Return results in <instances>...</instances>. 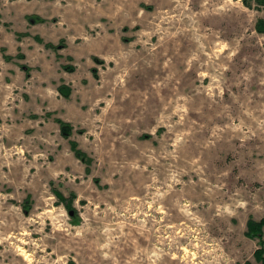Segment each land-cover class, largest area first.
<instances>
[{"label": "rangeland", "instance_id": "rangeland-1", "mask_svg": "<svg viewBox=\"0 0 264 264\" xmlns=\"http://www.w3.org/2000/svg\"><path fill=\"white\" fill-rule=\"evenodd\" d=\"M248 2L0 0V264H258L264 6Z\"/></svg>", "mask_w": 264, "mask_h": 264}, {"label": "trees", "instance_id": "trees-1", "mask_svg": "<svg viewBox=\"0 0 264 264\" xmlns=\"http://www.w3.org/2000/svg\"><path fill=\"white\" fill-rule=\"evenodd\" d=\"M243 3L245 6H249L251 7V3L248 2V0H243ZM254 3H256L257 5L255 6V8L257 9V6H264V0H254ZM25 18L28 20V22L30 24H36V23H40L43 22L45 19L40 17L37 14H26ZM256 29H258L259 31H263L264 32V20L261 18H258L256 21ZM17 38L21 39L23 37H27L30 35V33L28 31H19L16 32ZM32 36V38L37 42L43 45V47L45 48H51L53 49L55 52H57L58 49L64 48V40L60 38V41L57 44H53L50 41H44V39L39 35V34H33L30 35ZM56 55L59 57L60 54L56 53ZM16 56L22 57L23 55L21 53H18ZM4 58L6 60H10L12 59L9 55H5ZM71 57L69 56V59ZM63 69L67 72H72L74 71L75 67L74 65L71 64H65L62 66ZM20 68H22L25 71V76H29V71L28 68L25 65H20ZM94 70V69H93ZM57 92L64 98H69L70 93H71V89L69 87V85L65 84V83H60L59 85H57ZM56 122H58L59 124V129H60V133L63 137L68 138L70 137V135L72 134V125L70 122L56 118L55 119ZM79 132H81V130H79ZM69 145H70V149L73 151L74 155L79 158L80 160H82L83 162H86V156L83 152H81L79 149H77V144L76 141L74 140H69L68 141ZM55 195L57 196L59 201H63L64 203H66L67 199H65L63 197V195L59 192V191H55ZM65 207L68 208V211H72V209L70 208V205L68 204V202L65 204ZM29 207L27 205H25V209L27 210ZM72 214H75L74 211ZM264 227V216H262L260 219L255 220L254 218H252L251 216L248 217L247 221H246V231H245V235L249 238H256L258 239V247L253 251V256L256 260V262L258 264H264V240H263V233H262V228ZM244 264H250L248 261H246Z\"/></svg>", "mask_w": 264, "mask_h": 264}, {"label": "water", "instance_id": "water-1", "mask_svg": "<svg viewBox=\"0 0 264 264\" xmlns=\"http://www.w3.org/2000/svg\"><path fill=\"white\" fill-rule=\"evenodd\" d=\"M70 214H72V211H70Z\"/></svg>", "mask_w": 264, "mask_h": 264}]
</instances>
